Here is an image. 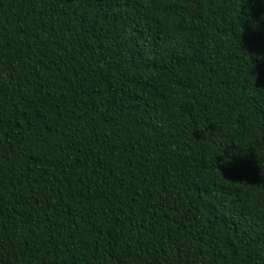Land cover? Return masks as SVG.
<instances>
[{"label":"trees","instance_id":"trees-1","mask_svg":"<svg viewBox=\"0 0 264 264\" xmlns=\"http://www.w3.org/2000/svg\"><path fill=\"white\" fill-rule=\"evenodd\" d=\"M0 264H264V0H0Z\"/></svg>","mask_w":264,"mask_h":264},{"label":"snow or ice","instance_id":"snow-or-ice-1","mask_svg":"<svg viewBox=\"0 0 264 264\" xmlns=\"http://www.w3.org/2000/svg\"><path fill=\"white\" fill-rule=\"evenodd\" d=\"M250 168V164L247 160H235L230 170L235 171H248Z\"/></svg>","mask_w":264,"mask_h":264}]
</instances>
